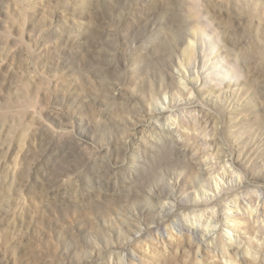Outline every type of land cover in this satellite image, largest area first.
Wrapping results in <instances>:
<instances>
[{"label":"rangeland","instance_id":"rangeland-1","mask_svg":"<svg viewBox=\"0 0 264 264\" xmlns=\"http://www.w3.org/2000/svg\"><path fill=\"white\" fill-rule=\"evenodd\" d=\"M226 250L264 264V0H0V264Z\"/></svg>","mask_w":264,"mask_h":264},{"label":"bare ground","instance_id":"bare-ground-1","mask_svg":"<svg viewBox=\"0 0 264 264\" xmlns=\"http://www.w3.org/2000/svg\"><path fill=\"white\" fill-rule=\"evenodd\" d=\"M180 79L186 80L185 76L181 77ZM181 86H183L184 88H188V83L186 81L181 82ZM206 163L209 166L210 178H211V181L213 183L210 187L207 188L208 190H206L207 191L206 194H208L209 196H211L213 198L216 197L218 194H220L224 190V186L227 182H230L233 180L234 181L239 180V182H240L243 179V177L240 175V173L237 175V173H236V171L232 165L226 166V165H224V162L222 160H218L215 163H212V162H209L206 160ZM237 209H239V208L237 207ZM228 211H234V208H231L229 206ZM217 215H218L217 212L215 210H213V214L210 215L211 217H209L208 221H205V223L202 222L203 226L201 225V227L203 230L201 232V235L204 236L205 234L216 233L215 230H219V221L217 219ZM216 219H217V221H216ZM224 239L226 242L229 241L231 243H236V244L241 245L239 237L235 235L233 230L229 229L226 232H224ZM224 255H225V262H224L225 264H237V262L233 261L229 257L227 250L225 251Z\"/></svg>","mask_w":264,"mask_h":264}]
</instances>
